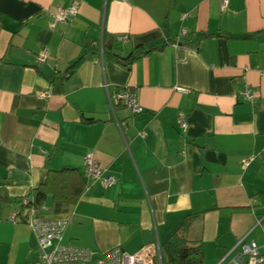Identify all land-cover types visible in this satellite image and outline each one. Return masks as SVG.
<instances>
[{"label": "crops", "instance_id": "0c3cea01", "mask_svg": "<svg viewBox=\"0 0 264 264\" xmlns=\"http://www.w3.org/2000/svg\"><path fill=\"white\" fill-rule=\"evenodd\" d=\"M221 1L0 0V264L36 261L34 219L68 220L63 242L100 255L161 246L192 216L184 235L204 264H229L250 241L264 257V0ZM199 34L210 36L194 45ZM139 46L156 48L130 67L113 58ZM121 89L143 113L116 101ZM87 153L114 185L22 209L50 171L85 178Z\"/></svg>", "mask_w": 264, "mask_h": 264}, {"label": "built area", "instance_id": "2783aa9c", "mask_svg": "<svg viewBox=\"0 0 264 264\" xmlns=\"http://www.w3.org/2000/svg\"><path fill=\"white\" fill-rule=\"evenodd\" d=\"M228 6V0L221 1V7L225 10ZM78 12L76 4L69 7H58L53 14L51 27H56L58 23H68ZM188 14L183 15L185 19ZM182 35H185V31ZM120 41L126 42L128 37L120 35ZM175 45H178L175 43ZM48 57L47 50L39 53L37 60L44 62ZM247 101H252L254 96L248 89L242 92ZM46 97L47 93L41 94ZM116 101L123 104L133 115L144 112L137 96L128 89H121L115 96ZM178 125L182 131L188 128L187 114L180 112L178 115ZM142 135H144L142 133ZM250 159L242 162V168H245ZM85 178L87 184L90 182H99L102 187L107 188L116 183V178L107 174L106 169L102 168L94 159L91 153H87L84 161ZM89 186V185H88ZM32 198L25 197L21 204H29ZM33 209V208H32ZM35 210V209H33ZM19 211H14L9 221L15 222ZM30 225L37 237V256L36 261L31 264H161L160 245L151 248L145 247L136 253H129L123 247L116 246L109 251L97 255L90 249L78 246L67 245L63 242L64 233L68 226V220L65 219H34ZM229 264H264V257L260 252L259 245L255 241L246 242L242 245V250L234 256Z\"/></svg>", "mask_w": 264, "mask_h": 264}, {"label": "trees", "instance_id": "16d2710c", "mask_svg": "<svg viewBox=\"0 0 264 264\" xmlns=\"http://www.w3.org/2000/svg\"><path fill=\"white\" fill-rule=\"evenodd\" d=\"M210 34H199L193 44H197L200 39L208 37ZM110 44L104 41L103 51L110 49ZM156 47L145 49L142 46L135 48L128 56H114L113 58L125 67L139 59L143 54L149 53ZM81 56L68 69L67 74L72 73L84 60ZM67 76V75H66ZM87 188V181L77 169L65 168L59 171H50L46 180L39 187L32 190V200L23 208L40 209L47 197H51L54 202H64L77 204ZM22 199L19 201L21 203ZM193 218L187 217L185 223L177 229L160 246L161 264H204V249L202 244L187 239L184 231L189 228Z\"/></svg>", "mask_w": 264, "mask_h": 264}]
</instances>
